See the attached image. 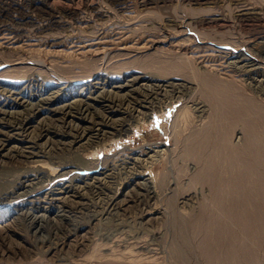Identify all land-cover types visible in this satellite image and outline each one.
Listing matches in <instances>:
<instances>
[{"label":"rangeland","instance_id":"obj_1","mask_svg":"<svg viewBox=\"0 0 264 264\" xmlns=\"http://www.w3.org/2000/svg\"><path fill=\"white\" fill-rule=\"evenodd\" d=\"M95 9L98 11L97 15H95ZM240 9H244V11ZM212 16L214 19L207 20V17ZM263 49L264 0H0V83L7 89L13 86L12 90L19 91L20 95L22 93L24 99L35 102L39 95L55 89V87H60L61 84L65 87V89L63 88L65 91L67 87L69 91H78L83 83L95 78L114 84L122 82L120 81L122 77L134 72L137 74L147 73L151 70L162 75V72L167 68L166 73H163V79L167 78L175 80V82L178 80V82H186L190 85V94H182L183 96L169 99L170 103L169 101L165 102L163 109L152 110L149 117L147 116L148 119L145 117L138 123L131 124V131L106 141V144L101 142L105 146L99 143L96 147H92L94 149H86L90 150L89 152L84 150L85 154L83 150L57 149L52 151L53 154L48 156L49 159L47 156L42 157V161L45 160L47 164L50 163L57 169L71 163V166L67 167L71 171L59 179L67 182L71 187L76 184L77 187L81 183L84 184L86 180L89 181V177L100 168V170L107 172L109 170L108 173H112L113 177L108 183H105L107 186L102 187L99 193L95 188H89V190L92 189L90 192L88 188L83 190L84 194H81L83 196L76 198L82 203L75 200V203H57L56 207L54 205L56 203L50 205L49 202L42 200L43 192L58 186L57 180L50 179H44L41 181L43 184L39 182L38 185L32 186V188L41 185L43 187H38L37 190L35 187V191H39V193L35 194L34 202L29 201L28 197L22 194L23 188L20 187V184L27 175L30 176L34 173L33 169L20 161H14L17 165L13 164V161L11 163L8 161L7 164L0 162V186H2L0 195L4 191V187H6L5 190L9 188L12 190L8 192L11 195L8 196L9 199L0 197V217H8V221L13 220L11 221L13 227L10 225L9 231H0V264H230L227 256L228 250L232 247L229 245L233 240L236 244H241L244 247L246 244L252 246V254L256 256L253 255L254 260L256 259V263L253 264H264V231H262L263 234L261 232L260 238H253L252 241V238L247 237V240L243 234L244 226L240 222L242 220H236L233 221L232 232L222 233L224 238L221 235L219 230L229 223V217L227 218L225 214L219 216L223 213L219 211L221 208L218 206V196L221 198L223 195L221 192L224 193L222 198L225 200L219 198L223 203L234 195L235 190L233 189L235 188L229 187L226 183L225 185L228 186L221 184V187H228V189H220L218 186L216 188L218 191H214L216 184L211 183L213 178L210 174L208 175L211 177L205 176L204 178V174H207L205 172L203 174V171L200 170L203 167L202 163L198 162L196 158L194 159L197 157L198 151L193 146V143H196L197 139L204 135L202 132L205 127L209 124L206 127L208 128L213 123L215 128L214 123L218 125L220 122L221 112L224 114L225 107L228 104L227 109L232 107L231 105H234L237 99L243 101L242 104L247 103L264 110V83L256 85L251 82L252 84H250L249 78H247L248 74L245 75L242 69L228 64L227 61L235 57L223 56L224 53L235 55L238 52L242 54L241 56H252L259 68L264 70ZM184 57L185 61L187 58L189 60L185 62L182 60ZM218 57L219 59H217ZM172 60L176 64L171 63ZM176 60H179L178 64ZM161 62L164 64L167 62L165 65L168 66L174 63L179 68L181 65L180 69L177 68L183 72L179 73L178 69L176 72L172 71L175 69L174 64L171 65L173 67L169 66L171 69L168 66L165 67L163 63L161 67ZM192 62L194 63L192 64ZM155 67L159 70L161 68V71H155ZM232 68L234 70H231ZM162 69L164 70L162 71ZM169 71H172V74ZM193 71L198 74L204 71L201 74L202 77L206 74L211 77V80L213 78V85L209 84L210 87L207 85L205 88L204 83L200 84V80L194 81L186 77ZM181 73L185 75H178ZM218 89L220 92L229 89L222 92V94L226 93L223 95L224 97L228 94L231 96V98L227 96V99L230 98L228 104L222 94L213 92ZM3 97L1 96V103L5 99ZM218 101L220 102L218 103ZM239 101L238 104H241ZM198 102L203 103L202 113L194 109V105ZM185 104L188 105V108L185 107L187 106ZM209 117L210 119H208ZM240 125L242 127L240 120L237 122L235 120L232 123V128L233 126L235 128L233 130L230 127L231 124L229 125L226 139L232 145L237 142L240 143L238 145H241V141L245 140V133L243 129L240 130ZM150 147L158 149V152L153 156H148L152 153H147ZM71 152L79 153L72 155ZM132 155L141 159V165L131 167ZM78 157H82L81 161L80 159L75 160ZM82 159L86 161L83 162ZM129 168L131 173L128 171ZM136 171H141L144 175L152 178L154 192L158 196L154 195L156 199L154 196L145 198L147 204L144 203V205H142V201L137 200L140 198L137 193L140 191L146 195L147 190L138 185L131 189L133 184L129 185L130 187L127 185L137 175L133 173ZM200 171L203 177H201L202 174H198ZM68 175L70 176L68 177ZM118 176L122 181L118 180ZM48 182H51V185ZM11 183L15 184V187ZM115 187L117 192L114 190ZM127 190H130L128 194H134L135 201L128 203V206L122 204L119 208L111 211L108 216L105 215L106 203L104 199L111 195L109 193L115 192L112 195L119 198L117 199L119 202L125 198L123 195H126L124 193ZM214 192L220 193V195H214ZM151 206L160 212L157 213L158 216L149 220L141 218L139 212L141 213L142 209ZM252 207L249 208L252 209ZM33 213L39 218H32ZM112 213L115 214L112 215ZM213 214H217L219 217L216 215L217 218ZM212 215L216 217L213 223ZM14 216L15 219H13ZM213 225L217 226L219 230L217 227L215 230L212 229ZM216 229L219 231L218 233ZM212 230L219 237L216 238ZM261 238L262 240H260ZM76 239L78 242L75 241ZM227 241L231 243L228 244ZM241 242L246 244L242 245ZM209 248L213 251L212 255L211 251H208ZM240 250L243 255L244 248L242 247ZM214 253L216 254L214 255ZM240 257H242L240 263H250L248 257Z\"/></svg>","mask_w":264,"mask_h":264},{"label":"bare ground","instance_id":"obj_2","mask_svg":"<svg viewBox=\"0 0 264 264\" xmlns=\"http://www.w3.org/2000/svg\"><path fill=\"white\" fill-rule=\"evenodd\" d=\"M244 9L243 10L240 9V10L244 11ZM87 10H88V8H87ZM68 11H70V10H68ZM94 12H95V15L98 14L97 10L94 11ZM238 12H240V11H238ZM249 12H250V10H249ZM74 14H75V12H74ZM74 14H73V16H74ZM245 16H247V15H245ZM248 17H250V16H248ZM77 18H78V16H77ZM211 18L214 19L213 16H212V17H207V20H212ZM66 22H67V20H66ZM164 24H166V23H164ZM247 40H248V38H247ZM109 41H111V40H109ZM109 41H107V42H109ZM259 46H260V44H259ZM200 48H201V46H200ZM255 51H256V49H255ZM258 51H260V50H258ZM256 53H257V51H256ZM220 54L222 55L223 53H220ZM228 55H229L228 53H224L223 54V56H225L227 58H230V56L235 57L233 59L231 58L232 60L229 59L230 61L229 60L227 61L225 59L228 62V64L232 65L235 68L242 69L244 71L245 75L248 74L247 78H249L250 84L253 83V84L259 85V84L264 83V70L259 68L257 62L255 61V58H253L252 56H249V55L248 56H241L242 54L239 53V52L237 54H235V55H229V56ZM254 56H256V55H254ZM185 57L182 60L185 61ZM197 57H196V59H198ZM222 57H220V58H222ZM202 59H203V57H202ZM217 59H219V57ZM187 60H189V59L187 58ZM187 60L185 62H187ZM204 60H205V58H204ZM178 61H177V64L179 63ZM170 62L172 63L174 61L172 60ZM162 63L163 62H161L160 66L162 65ZM174 63L176 64V62H174ZM189 63H190V61H189ZM193 63L194 62H192V64ZM195 63H196V61H195ZM173 64H171V65H173ZM175 64L173 65L175 67V69L172 68L173 69L172 71L175 70V72H176V70L179 67L175 66ZM171 65H169V66H171ZM167 66L168 65H165V67H167ZM173 66H171V67H173ZM181 67L182 66L180 65V68ZM185 68H186V66H185ZM155 69H156V67H155ZM164 69H166V68H164ZM164 69H162V71ZM179 69L177 70V71H179V73L183 72V71H181ZM157 70H159V69H156L155 71H157ZM231 70H234V69L232 68ZM159 71H161V68H160ZM172 71L171 72L169 71V73L172 74ZM164 72H162V75L160 74L161 72L160 73L158 72L161 76L158 75L156 72H153L151 70L148 71L147 73L146 72H144V73L142 72L143 74L142 73H138L137 74L136 72H134V73H131L129 75L124 76V78L122 77V80H120L122 82L114 83V84H110L109 82L101 81V80H99L100 78H97V79L95 78V79H93L91 81L83 83V86L81 85V87L79 88L78 91H74L73 89H71L73 91H69V90H67L68 87L66 88V91H65L64 90L65 87L61 86L62 85L61 84L60 87L59 86L57 88L55 87V89H51L50 91L45 92L42 95H39V98L37 97L38 100L37 101L35 100V102H33V101L31 102L28 99H24L23 96H22V93L20 95L19 91L12 90L13 86H10V88L8 87V89H7L5 87V85L0 83V162H2V163L6 162V164H7L8 161H10V163H11V161H13V164H15L14 161H20V163L22 162V163L30 166L33 169V171H34L33 174H31L30 176L27 175L25 177V179H23V181L21 182L20 187L23 188L22 189L23 190L22 194L25 197H28L29 201L34 202V200H36L35 194L39 193V191H35V189H34L37 186H35L34 188H32V186L37 184V183H39V182H41L44 179L57 180L56 182L58 183V186H56V187L52 186L53 188H51V189L48 186L49 190H46L45 192H43L44 196H42V200H45V201L49 202L50 205H52L53 203H56V204H54L56 207H57V203L58 204L59 203H71V202L75 203L76 198H78L79 196H83L81 194H84L83 190L85 191L86 188H88V190H89V188H95V190H97V192L99 193L102 187L107 186V185H105V183H108V181H110L111 178L113 177L112 173L111 174L108 173L109 170L107 172L106 170H100L101 169L100 168L98 171H95L94 174L89 177V179H90L89 181L86 180L84 182V184L81 183L77 187H76V185H77L76 184L75 186L71 187L67 182L65 183V181H63V180L60 181L59 180L60 178L65 177L64 175L69 173V171H71L70 168H67L68 166H71V163H70V165L67 164L64 167H62L60 169H57L56 167H54V165L51 166L50 163H49L50 165L47 164V162L45 160L42 161V157H46L47 156V158H48V156L52 153V151L53 150H57V149H64L66 151H67V149H72V150H75V151L83 150V153H84V150H86L88 148L96 147V145H98L101 142H103V143L105 142V144H106V141H109V140L113 139L114 137H116L118 135L120 136V134L125 133L127 131L129 132V130L131 129V124H136L140 120L144 119L145 117H147V116L149 117V114L152 112V110L156 109L158 111V110L163 109V104H165V102L169 101V99L177 97V96H180L182 94L189 93L190 85L186 84V82H178V80H177V82H175V80H171V79L168 80L167 78L163 79L162 76H163ZM202 72L204 73V71H201L200 73L202 74ZM173 74H175V73L173 72ZM201 74H198L196 72L194 73V71H193L191 75H189V76L186 75V77H189V78H191L194 81H196V80L199 81L200 80V84H201V82H202V84L204 83L203 86L205 88H206L207 85H208L207 87H210L209 84L213 85V83H214L213 78L211 80V77H209L208 75L205 74L202 77ZM178 75H183L184 76L185 74L181 73V74H178ZM181 78H183V77H181ZM246 81H247V79H246ZM201 89H202V87H201ZM229 89H231V88H229ZM229 89H227L225 91L222 90V92L223 91L226 92ZM207 90H210V89H207ZM218 90L217 91H213V92H219L220 94H222V92H220V89H218ZM203 91H205V90L203 89ZM25 94H27V93H25ZM62 94L65 95V96H63ZM224 94H226V93H224ZM224 94H222V96ZM230 94H231V92H230ZM1 96L5 97V99H4V101L2 103H1V100H2ZM222 96H221V98H222ZM227 96L231 98V96L229 94ZM227 96L226 97L223 96V98L225 99V101L228 104V99H230V98L227 99ZM26 97H28V96H26ZM232 99H234V97H232ZM235 99H237V98H235ZM231 101H233V100H231ZM231 101H229V102H231ZM236 101L234 102L235 104L237 103L236 106L234 104V105H231L232 107H229L227 109V107L229 105L228 104L227 107H225L226 109L223 108L224 110H226L225 113H227L228 115L225 114V113L223 114L220 111L222 116L219 117L220 118V122L218 123V125H217V123H214L216 125L215 128H214L213 123H211V125L208 128H206V127L209 124L206 127L204 126L205 130L203 128L204 132H202V135H203V133H204V135L203 136L201 135L202 137H199L200 136V134H199L198 135L199 138L197 137L199 140L197 139L196 143H193V146H195V149L198 151L197 157H194V159L196 158V160L198 162L202 163V165L201 164L200 165L203 166V167H202V169L200 168V170L203 171V174H204V172L207 174V175L204 174V178H205V176L206 177H211L212 176L214 182L211 181V183H213V184L215 183L216 184L215 189H213L214 191L217 190L216 188L218 186H219L218 188L221 189L223 187V186L221 187V184L225 185L226 183L229 185V187L235 188V189H233V190H235L234 195L231 198H229L228 200L226 199L227 201H225V202L222 201L223 203L220 202L221 201L220 199H224L225 200V198H222L224 196V193L221 192V194H223L221 196V198H220V196H218L220 199L215 196L216 198H218V200H217V201H219L218 206L221 208L219 211L223 213V214L221 213L222 215L219 214V216H223L225 214V216L227 218L229 217V220L227 219L229 221V223H227L226 226H223L224 230H223L222 227L219 230V228L217 226H214V225H213L214 228H212V229L215 230V227H217L218 230L220 231L221 235H222V233L224 234L225 232L231 233L232 232V228H233V221L242 220L240 222H241V225L244 226V228H242L244 230L243 231L244 236L246 238L248 237L249 239L252 238V241H253V238H255V239L260 238L259 236H260L261 232L264 231L263 230L264 229V110L263 109H259L256 106L250 105V104H247V103H245V104L243 103L242 104L243 101L241 102V100L239 101V99H237ZM238 101H239V103L241 102V104H238ZM219 102L220 101H218V103ZM221 102H223V101H221ZM169 103H170V101H169ZM198 103L196 105H194V109L196 111H198L199 113H202L201 111H202L203 108L201 106L203 105V103L202 104H200V103L198 104ZM185 105H187V104H185ZM185 107L188 108V105L185 106ZM223 109H221V110L223 111ZM186 110H188V109H186ZM210 112H212V111H210ZM199 113H198V115H200ZM148 117H147V119H148ZM216 117H217V115H216ZM219 118H217V119L219 120ZM208 119H210V117ZM235 120H236V122H237V120H240L242 122V127L243 128L240 125V130L243 129L244 133H245V140L244 141L240 140L242 142L241 145H238V144H240L238 142H237V144L235 143V145H232L226 139L227 131L229 130V125L231 124L230 127L232 128V123ZM185 121H186V119H185ZM201 121H203V120H201ZM231 128H230V130H231ZM233 129H235L234 126H233L232 130ZM11 142H13V143H11ZM190 142H195V141H190ZM103 143H101V144H103ZM105 144H103V145L105 146ZM152 145L155 146V144H152ZM92 149H94V148H92ZM192 149H194V148H192ZM86 151H88V150H86ZM149 152H152V153L148 154V156H153V155L156 154V152H158V149L150 147L148 149L147 153H149ZM204 152H206V153H204ZM78 153H72V155L73 154L77 155ZM92 153H94V152H92ZM84 154H82V155H84ZM57 155H59V153H57ZM145 156H147V155H145ZM131 157H133V155ZM81 158L78 157L75 160L80 159V161H81ZM147 159H148V157H147ZM147 159L145 160L146 162H147ZM84 160H83V162L86 161V160L85 161ZM140 160L141 159H139L138 156L137 157H133V160H131V163H132L131 167L134 168L135 166L141 165L140 162H142V161H140ZM62 161H64V160H62ZM80 161L78 160V162H80ZM117 161L119 162V160H117ZM69 162H70V160H69ZM83 162H81V163H83ZM15 165H17V164H15ZM120 165H122V163H120ZM126 165H129V164H126ZM65 167H66V169H64ZM110 168H113V167H110ZM130 168L128 170L129 172H130ZM78 170H79V168H78ZM133 170H131V171H133ZM146 170H147V168H146ZM23 172H24V170H23ZM115 172H117V171H115ZM79 173H80V171H79ZM124 173H125V171H124ZM133 173H135L137 175H135V178L133 180L129 181L127 185L129 186V185L133 184L131 189H133V187L135 185H138L139 187H142V188L147 190L146 195L143 194V193H140V191H138V193H137L140 196V198H137V200H139L140 202L142 201V203H143L142 205H144V203H146L145 201H147V199H145V198H147V197L151 198L152 196L156 195L155 192H154V187H153V183L154 182L152 181V178H150L148 175H144V173H142L141 171L140 172L136 171V172H133ZM118 174H119V172H118ZM198 174L201 175L202 172L200 171V172H198ZM203 174L201 175V177H203ZM208 174H210L211 176L208 175ZM114 175H115V173H114ZM69 176L70 175H68V177ZM77 177H79V176L77 175ZM86 177H88V176H86ZM115 177H117V176H115ZM118 177H119L118 180H120L121 179L120 176H118ZM18 180H20V179H18ZM121 181H122V179H121ZM208 182H210V181H208ZM13 183H11V184L13 185ZM11 184H10V186H11ZM45 184H47V183H45ZM228 185H225V186H228ZM41 186H38V187L41 188ZM9 187H7V188H9ZM38 187L36 188V190L38 189ZM0 188H2V186H0ZM4 188L6 189V187H4ZM5 189L2 192V194L0 195L1 198H6V197L8 198V196L10 195V194H8V192L11 189L10 188L7 189V190H5ZM110 189H111V187L109 188V191H110ZM222 189H228V187L222 188ZM90 190H92V189H90ZM90 190H89V192H90ZM112 190H113V188H112ZM114 190L116 191V187H115ZM130 190L125 191L124 194H126V195H123V196H125V198L124 199L121 198L122 200L119 201V202H117V199H119V198H116L115 195L114 196L112 195V194H115V192L114 193H109L111 195L107 196L108 198L104 199L105 203H106L105 215L108 216V214L111 213V211L119 208V206L122 205V204H127V206H128V203H130V202L133 203V201H135V199L133 197L134 194L133 195L132 194H128V192ZM19 191H21V190H19ZM229 191H231V190H229ZM216 192H214V195H218V194L220 195V193L217 194ZM219 192H220V190H219ZM94 193H95V191H94ZM91 194H89V195H91ZM104 194H105V192H104ZM225 197H226V195H225ZM1 198H0V200H1ZM92 198H94V197H92ZM99 198H100V196H99ZM101 198H103V197H101ZM22 199H23V197H22ZM155 199H156V197H155ZM155 199H153V200H155ZM45 201H44V203H45ZM79 201L80 200H76V202H79ZM80 202L82 203V201H80ZM79 205H81V204H79ZM91 205H93V204L91 203ZM136 205H137V203H136ZM250 206L251 207L253 206L252 209L249 208ZM72 207H73V205H72ZM82 208H83V206H82ZM58 209H59V207H58ZM74 209H76V208H74ZM27 210H29V209H27ZM217 210H216V212H217ZM56 211H57V208H56ZM123 211H125V210H123ZM157 213H160V212L157 211V209L152 207V206L148 207V208H145L144 210L142 209L141 213L139 212V214H141V216H140L141 218L148 219V220L151 219V218H156ZM62 214H63V212H62ZM113 214H115V213H112V215ZM213 215H215V214H213ZM213 215L211 216L212 217V219H211L212 223H213V221L216 220V217L218 216V215L217 216L215 215L216 216L215 217ZM40 216L44 217L43 215H40ZM94 216H95V214H94ZM211 217H209V218H211ZM32 218H39V216H37L36 214L33 213V217ZM55 218H57V217L55 216ZM95 218H97V217H95ZM209 218H208V220H209ZM214 218H215V220H214ZM8 219H9L8 217H0V231H2V232L9 231L10 225H11V223H13L11 221H13V220L8 221ZM13 219H15V216H14ZM33 220H35V219H33ZM52 220H54V219H52ZM59 222H61V220ZM207 222H210V221H207ZM146 223L148 224V222H146ZM134 225H135V223H134ZM209 226L211 227L212 225H209ZM214 230H212V231H214ZM218 230L216 231L217 233L219 232ZM10 231H12V230H10ZM239 232H240V230H239ZM220 233H219V235H220ZM66 234H67V232H66ZM213 234L217 238L218 234L216 235L215 231L213 232ZM262 234H263V232H262ZM133 236L135 237V235H133ZM241 236L243 237V235H241ZM80 237H81V235H80ZM223 238H224V236H223ZM243 238H242V240H243ZM248 238H247V240H248ZM65 239H64V241H65ZM240 239H241V237H240ZM255 239H254V241H255ZM260 240H262V238ZM75 241H77V239ZM61 242H63V241H61ZM68 242H70V241H68ZM64 243H66V242H64ZM79 243H81V242L79 241ZM220 243H221V240H220ZM227 243L230 244L231 242L227 241ZM73 244H72V246H73ZM75 244H76V242H75ZM214 244H215V242H214ZM231 244L229 245V247L230 246H232V247H230V249L228 250V256H227V258L231 262L230 264H242V263H240V262H242L241 261L242 257H240V256L248 257L249 260H250L249 264H253L255 262L256 259L254 260V258L256 256H255V254H252V251H253L252 250L253 249L252 246H247V244L245 242H243L242 245L246 244V246H247V247L246 246L244 247V246H241V244L240 245L236 244V242H234V240H233V242ZM55 247H56V245H55ZM62 247H63V245H62ZM242 247L244 248L243 255H242L241 250H240ZM58 248H60V247H58ZM208 251H211L210 254L212 255L213 251L211 249L208 250ZM219 252H217V253H219ZM215 254L216 253H214V255ZM225 254H226V252H225ZM251 254H252V256L254 255L255 257L254 256L252 257ZM243 260H245L244 257H243ZM246 261H245V263H246Z\"/></svg>","mask_w":264,"mask_h":264}]
</instances>
